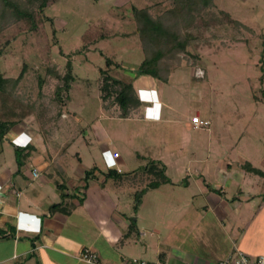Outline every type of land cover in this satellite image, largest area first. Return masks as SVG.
Returning a JSON list of instances; mask_svg holds the SVG:
<instances>
[{
  "label": "rangeland",
  "instance_id": "rangeland-1",
  "mask_svg": "<svg viewBox=\"0 0 264 264\" xmlns=\"http://www.w3.org/2000/svg\"><path fill=\"white\" fill-rule=\"evenodd\" d=\"M157 4L167 7L166 0H58L49 4L37 31L20 27L16 39L0 55V75L11 79L21 76L13 93L19 100L0 98V122L7 129L23 120L38 124L40 113L51 119L49 124H57L53 119L60 109L54 99L59 81L47 69L55 66L63 75L70 62L76 80L69 92L71 100L62 111L66 115V110H71L75 117L65 120V132L59 138L69 141L76 137L78 141L66 157L69 155L74 167L77 154L92 175L96 170L110 171L105 158L118 151L136 176L127 181L135 174H117L108 179L107 188L121 198L118 209L122 208V213L133 215L132 220L139 215L137 225L133 223L128 233H136L141 221L155 218L162 241L166 229L183 220L178 205L192 199L194 191L185 190L187 181L196 179L198 173H213L222 164L239 171L252 160L254 166L262 167L257 158L264 154V0H214V8L203 15L215 23L212 32L205 34L206 43L188 49L190 55L179 54L180 64L174 65L168 83L160 82L164 104L161 118L170 122L110 118L101 109L99 71L108 69L105 61L110 58L120 64L108 71L113 78L131 82L138 75L131 64L139 65L143 60L140 40L124 34L134 29V8L158 11ZM222 11L252 28L256 35L222 21ZM92 26L108 36L85 47L84 33ZM9 32H16V28ZM61 96L64 98L65 93ZM196 113L209 122L207 127H192L191 118ZM95 123L108 138L93 129ZM158 159L162 160L158 163L164 175L175 182L160 184L159 192L150 191L152 178L143 185L139 182ZM147 189L150 192L143 197ZM228 193L232 197V192ZM193 204L201 209L203 198L197 196ZM191 213L186 212L184 218ZM204 229L209 236L219 237V229ZM148 239L146 236L141 241Z\"/></svg>",
  "mask_w": 264,
  "mask_h": 264
},
{
  "label": "crops",
  "instance_id": "crops-1",
  "mask_svg": "<svg viewBox=\"0 0 264 264\" xmlns=\"http://www.w3.org/2000/svg\"><path fill=\"white\" fill-rule=\"evenodd\" d=\"M130 83L142 113L139 109L129 118L116 119L170 122L161 118L164 104L160 82L136 75ZM71 115L75 117L67 109L57 124L43 127L19 121L0 142V264H87L78 259L83 250L95 253L98 264H125L131 260L218 264L234 249L250 259L264 253V154L258 152L262 167L254 166L251 159L248 162L258 172L234 171L229 164H222L213 173H198L196 179L187 181L185 190L194 192L183 207L178 205L183 220L166 229L167 236L160 241L155 218L141 221L136 233H128L133 223L137 225L139 215L132 220L133 215L127 216L122 208L118 209L121 198L107 188L108 179L113 178L107 175L110 171L96 170L91 175L77 154V165L72 166V159L66 154L78 140L59 138ZM93 129L102 131V138H108L98 123ZM112 154L105 158L109 170L129 175L135 172L129 171L120 153L117 159ZM159 159L154 162H162ZM85 171L89 176L84 175ZM144 180L140 178L139 182L143 185ZM168 180L175 185L171 178ZM158 186L150 191L159 192ZM150 191L147 189L141 195L144 197ZM228 192H232V197ZM197 196L204 201L201 209L193 204ZM154 209L157 211L158 207ZM190 211L193 215L184 218ZM209 226L219 229L218 238L209 236L204 229ZM146 236L149 239L144 243L141 240Z\"/></svg>",
  "mask_w": 264,
  "mask_h": 264
},
{
  "label": "trees",
  "instance_id": "trees-1",
  "mask_svg": "<svg viewBox=\"0 0 264 264\" xmlns=\"http://www.w3.org/2000/svg\"><path fill=\"white\" fill-rule=\"evenodd\" d=\"M58 0H0V55L16 39L20 27H25L28 31H37L42 22L44 9L51 3ZM166 5L157 4L158 11L153 7L133 9L134 29L124 34V37L136 35L141 44L143 60L139 66L134 69L138 75H146L155 81L167 83L174 69V65L180 64L179 54L190 55L188 49H196L202 43H206L205 34L211 33L215 27L212 20L203 17L205 13L214 8V0H166ZM221 20L232 28L243 31L250 35H256L249 26L242 24L224 11L220 12ZM16 28V32L8 33L11 28ZM107 34L96 31L94 26L87 29L84 33V46L87 47L99 40L107 37ZM107 70L99 71L101 80L99 84L101 108L111 114L113 117L126 119L140 109V100L130 82L122 79L113 78L109 75V70L119 67L112 59L106 58ZM173 65V66H172ZM55 66L47 69L49 75L59 81L55 86V98L59 103V110L53 120H58L63 115L64 108L69 104L70 89L76 77L72 74V65L66 63V72L60 75ZM21 80L4 78L0 75V98L18 101L14 92ZM62 92L65 97L62 98ZM48 118V117H47ZM45 118V115H37L38 125L47 126L51 119ZM52 124V123H51ZM50 125V124H49ZM9 129V128H8ZM6 124L0 122V142L5 138L8 132ZM153 164L146 169L144 181L154 180L149 185L157 187L160 184L168 183V178L164 175V169L160 168V163ZM244 169L249 172H258L248 163ZM108 176H118L115 170H110ZM89 172H86V177Z\"/></svg>",
  "mask_w": 264,
  "mask_h": 264
},
{
  "label": "built area",
  "instance_id": "built-area-1",
  "mask_svg": "<svg viewBox=\"0 0 264 264\" xmlns=\"http://www.w3.org/2000/svg\"><path fill=\"white\" fill-rule=\"evenodd\" d=\"M191 124L195 129L201 127H207L209 122L206 120H202L199 115H195L191 118ZM113 159H117L119 157L118 153L112 154ZM36 176V174L34 173ZM78 259L82 262L87 264H98L97 256L90 250H83L82 253L79 255ZM125 264H165L164 262H155L150 263L146 261H138V260H131L130 262H126ZM218 264H264V253L258 256L255 259H250L246 256L242 251L238 249H234V251L229 254L228 256L222 258Z\"/></svg>",
  "mask_w": 264,
  "mask_h": 264
}]
</instances>
